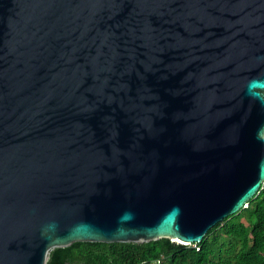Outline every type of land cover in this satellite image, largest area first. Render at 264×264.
<instances>
[{"label":"water","instance_id":"1","mask_svg":"<svg viewBox=\"0 0 264 264\" xmlns=\"http://www.w3.org/2000/svg\"><path fill=\"white\" fill-rule=\"evenodd\" d=\"M264 186V0H0V264L190 246Z\"/></svg>","mask_w":264,"mask_h":264},{"label":"trees","instance_id":"2","mask_svg":"<svg viewBox=\"0 0 264 264\" xmlns=\"http://www.w3.org/2000/svg\"><path fill=\"white\" fill-rule=\"evenodd\" d=\"M48 264H264V186L247 208L215 225L200 243L78 242L53 250Z\"/></svg>","mask_w":264,"mask_h":264}]
</instances>
